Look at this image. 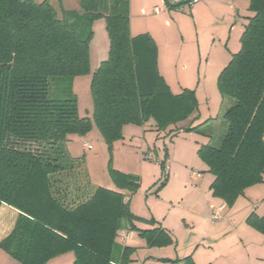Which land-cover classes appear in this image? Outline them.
<instances>
[{
  "label": "trees",
  "instance_id": "16d2710c",
  "mask_svg": "<svg viewBox=\"0 0 264 264\" xmlns=\"http://www.w3.org/2000/svg\"><path fill=\"white\" fill-rule=\"evenodd\" d=\"M248 1L252 15L240 49L218 77L222 97L233 100L224 114L226 133L220 146L210 136L198 150L214 176L213 196L227 206L264 182V0ZM79 4L67 10L50 0H0V205L20 211L0 248L21 264H46L67 252L75 255L73 264H129L134 247L116 254L125 226L149 246L174 242L154 219L131 211L126 197L139 189L137 177L113 170L118 189L95 185L85 158L68 151L71 135L91 129V120L79 115L73 81L90 70L95 19L105 18L110 49L91 78L94 119L110 150L127 124L153 120L157 131H180L172 126L198 118L196 91L171 90L154 37L131 33L130 0H113L110 12L99 10V0ZM248 222L264 233V216ZM167 261L195 264L191 255Z\"/></svg>",
  "mask_w": 264,
  "mask_h": 264
},
{
  "label": "rangeland",
  "instance_id": "374dc122",
  "mask_svg": "<svg viewBox=\"0 0 264 264\" xmlns=\"http://www.w3.org/2000/svg\"><path fill=\"white\" fill-rule=\"evenodd\" d=\"M99 1V10L110 12L113 0ZM50 2L57 8L63 5L67 10L80 9L79 0ZM130 2L131 33L152 34L158 45L160 71L171 90L174 93L183 88L196 91L198 118L190 117L172 126L182 128L180 131L170 128L157 131L127 124L123 127V139L115 141L111 150L108 148L94 119L91 92L92 74L108 57L110 49L106 20L99 17L93 23L90 70L73 81L79 115L91 120V129L85 135L70 136V155L85 158L95 185L118 189L113 170L137 177L139 189L127 192L130 209L170 229L174 242L162 246H149L137 234L134 241L137 249L129 264H171L167 259L188 255L196 264H237L238 259L242 262L248 258L249 251L260 256L259 252L264 251V233L251 225L248 218L264 215V182L248 187L232 206L225 208L222 218L214 222L208 219L220 204L209 188L214 176L198 154L207 141L206 134L211 135L214 146H220L226 133L228 123L224 114L233 100L222 97L218 77L239 50L243 24L250 14L248 0ZM155 6L163 10L156 12ZM189 126L198 129H183ZM119 248L117 245L116 254ZM69 253L54 257L46 264H68L72 255Z\"/></svg>",
  "mask_w": 264,
  "mask_h": 264
},
{
  "label": "crops",
  "instance_id": "0c3cea01",
  "mask_svg": "<svg viewBox=\"0 0 264 264\" xmlns=\"http://www.w3.org/2000/svg\"><path fill=\"white\" fill-rule=\"evenodd\" d=\"M154 9H155L156 12L157 11H160L161 12L163 10L162 7H160V6H155ZM248 10H249V1H248ZM251 15H252L251 12H250V14L246 15V22L243 24L242 33L244 31L245 25L248 22L247 17H249ZM130 16H131V2H130ZM242 33H241V35H242ZM132 35H137V34H132ZM240 46H241V44H240ZM239 49H240V47H239ZM236 52H234V53H236ZM231 58L229 59V61L231 60ZM159 70H160V68H159ZM160 73H161V71H160ZM179 92H181V91H179ZM142 127L144 129H152V130H155L156 129L155 128V122L153 120L147 122ZM206 136H207V141L204 142V144H206V143L209 142L211 135L206 134ZM166 158H168V157H166ZM213 180H214V178L211 180V182L209 184V188H210V185H211V183H212ZM210 191H211V189H210ZM211 193H212V191H211ZM126 199H128V196L126 197ZM216 199L220 202V204H219L218 207H221V206L223 207V209H222V212H223L225 210V208H227L228 206L226 205V203L222 199H220V198H216ZM222 212H221V215H222ZM19 213H20V211L18 209L14 208V207H12L10 205H7V204H1L0 205V242L4 238H6L11 233V231L13 230L14 225H15V222H16V220L18 218ZM262 216H264V215H262ZM139 217H141V216H139ZM145 219L147 220V218H145ZM208 219H211V216ZM134 223H135V225L138 228H142V229H144V228H151L152 227L151 224H149V223H147L145 221H135ZM156 225H161L162 227H164V228H166L167 230L170 231V229L168 227L162 225L161 223L156 222ZM120 233H121L120 236H118V238H117V242H118V245L120 247L119 248V254H120V250H122V248L124 246L134 247L135 248V251H136L137 247L134 246V243H135L134 241H135V237L138 234V232L133 231L129 226H125L123 229L120 230ZM242 242H243V240H242ZM136 243H137V241H136ZM139 244H140V242H139ZM262 247L264 248V243L262 244ZM135 251L133 252V254L131 256V259L132 260L134 259ZM69 254H72V255H69L70 257H69L68 264H73L74 263V260H75V255H74L73 252H71ZM119 254H117V255H119ZM259 255L260 256H254V254L251 251H249L248 258H245L242 262H238L239 261V259H238L237 264H264V262H260L259 261L262 258L264 259V251L259 252ZM233 257L235 258V256H233ZM0 264H21V263L18 262L17 260H15L14 258H12L6 251H4L2 248H0ZM222 264H226V263H222Z\"/></svg>",
  "mask_w": 264,
  "mask_h": 264
},
{
  "label": "built area",
  "instance_id": "2783aa9c",
  "mask_svg": "<svg viewBox=\"0 0 264 264\" xmlns=\"http://www.w3.org/2000/svg\"><path fill=\"white\" fill-rule=\"evenodd\" d=\"M222 209H223V207L221 206L215 210V212L213 213V215L211 217L212 221L215 222V221L220 220L222 218V216H221Z\"/></svg>",
  "mask_w": 264,
  "mask_h": 264
}]
</instances>
